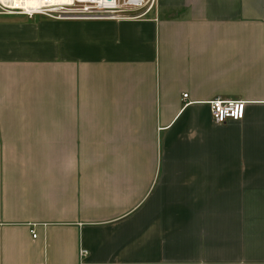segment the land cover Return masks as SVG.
Wrapping results in <instances>:
<instances>
[{
    "label": "crops",
    "instance_id": "1",
    "mask_svg": "<svg viewBox=\"0 0 264 264\" xmlns=\"http://www.w3.org/2000/svg\"><path fill=\"white\" fill-rule=\"evenodd\" d=\"M0 264H264V0L0 15Z\"/></svg>",
    "mask_w": 264,
    "mask_h": 264
},
{
    "label": "built area",
    "instance_id": "2",
    "mask_svg": "<svg viewBox=\"0 0 264 264\" xmlns=\"http://www.w3.org/2000/svg\"><path fill=\"white\" fill-rule=\"evenodd\" d=\"M0 0V15H41L52 20H145L157 10V0ZM186 95L183 96L186 99ZM245 103L214 99L209 102L214 123L241 121ZM32 236L35 237L33 232ZM87 252L80 251L84 256Z\"/></svg>",
    "mask_w": 264,
    "mask_h": 264
},
{
    "label": "bare ground",
    "instance_id": "3",
    "mask_svg": "<svg viewBox=\"0 0 264 264\" xmlns=\"http://www.w3.org/2000/svg\"><path fill=\"white\" fill-rule=\"evenodd\" d=\"M26 1V3H28V4H32V3H30L28 0H25Z\"/></svg>",
    "mask_w": 264,
    "mask_h": 264
}]
</instances>
